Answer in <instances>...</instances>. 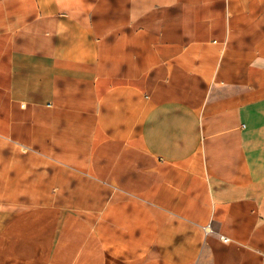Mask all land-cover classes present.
<instances>
[{"label":"crops","instance_id":"crops-1","mask_svg":"<svg viewBox=\"0 0 264 264\" xmlns=\"http://www.w3.org/2000/svg\"><path fill=\"white\" fill-rule=\"evenodd\" d=\"M0 264H264V0H0Z\"/></svg>","mask_w":264,"mask_h":264}]
</instances>
